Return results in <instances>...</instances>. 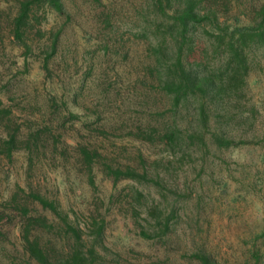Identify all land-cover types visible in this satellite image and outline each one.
<instances>
[{
	"label": "rangeland",
	"instance_id": "obj_1",
	"mask_svg": "<svg viewBox=\"0 0 264 264\" xmlns=\"http://www.w3.org/2000/svg\"><path fill=\"white\" fill-rule=\"evenodd\" d=\"M263 2L218 0L216 8L221 12L220 21L251 26ZM132 3L134 0H65L68 16L59 22L48 13L42 31L64 24L63 41L72 45L69 55L74 60L65 58L67 66L61 60L59 64L54 61L53 81L44 83L38 57H27V68H23V54L11 43L8 33L14 8L0 1V100L4 104L14 102L18 116L23 117L31 111L25 112V100L37 96L38 110L52 119L46 112L45 96L51 94L68 102L85 76L78 103L87 108L68 104L77 118L65 122L68 110L56 117L64 124L65 133L56 138V150L48 139L43 141L45 147L40 145L30 155L23 150L15 153L9 178L3 177L0 165V192L7 196L17 185L58 204L82 228L83 251L94 249L93 264H202V258L210 264H264V48L254 46L248 51L245 83L226 90L220 101L224 110L210 117L212 123L232 121L225 129L234 144L218 149L205 135L207 148L202 151L192 148L172 156L158 154L159 149L152 150L128 135L136 134L138 127L144 129L148 115L156 111L147 105L152 104L150 92L140 85L149 63L144 43L124 35L115 39L121 45L119 55L114 49L106 52L105 59L102 51L95 52L97 42L103 41L97 16L112 9L114 20L129 22ZM212 40L205 36L200 44L207 48L208 64L213 68L226 57L219 55L222 48ZM93 56L96 71L91 75L88 64ZM103 69L105 78L100 81H105L106 88L98 94L90 85L96 83ZM136 79L138 86L133 85ZM61 111H65L63 107ZM95 114L100 120H95ZM86 126L94 130L90 142L102 151L121 158L131 154L134 160L140 151L148 169L155 160L161 161L156 170L161 186L130 180L113 183L97 167L93 170L94 184L90 185L74 148L77 142L86 141ZM2 131L0 126V136ZM156 171L151 168L148 174ZM33 209L55 222L39 206ZM15 226L0 223V228L13 236ZM1 247L0 264H20L15 248L8 244Z\"/></svg>",
	"mask_w": 264,
	"mask_h": 264
},
{
	"label": "trees",
	"instance_id": "obj_2",
	"mask_svg": "<svg viewBox=\"0 0 264 264\" xmlns=\"http://www.w3.org/2000/svg\"><path fill=\"white\" fill-rule=\"evenodd\" d=\"M0 1L14 8L8 33L11 43L23 54V68H27V57H38L44 83L52 82L54 61L59 64L61 60L67 66L65 58H72L71 62L74 60V56L69 55L73 52L72 45L63 41L64 24H58V28L48 31H42L41 26L47 21L48 13L57 17L59 22L68 16L65 0ZM217 3L218 0H134L129 22L114 20L112 9L101 12L96 18L100 32H103V41L97 42L95 52L102 51L105 59L106 52H114V49L119 55L121 45L117 40L124 35L129 40L143 42L146 47L149 63L140 85L144 91L150 92L152 104L147 105L156 111L155 115H148L144 129L138 127L136 134L130 132L128 135L152 150L159 149L158 154L167 152L172 156L192 148L202 151L207 148L205 135H209V140L218 149H227L234 144V139L225 129L232 121L225 119L212 123L210 117L218 116L224 110L220 101L226 90L230 87L237 89L245 83V57L248 51L254 46L264 48V2L256 9L251 26H230L225 20L220 21L221 12L216 8ZM205 36L213 39L212 43L222 48L219 55L226 57L225 62L217 67H210L207 48L200 44V39ZM95 58L93 56L88 64L91 75L96 71L92 63ZM105 73L104 69L98 72L96 83L90 85V90L104 93L105 81L100 80L105 78ZM85 79L83 76L80 86L69 96L68 102L51 94L45 96L46 112L52 119H47L38 110L37 96L25 100V112L31 111L23 117L18 116V107L14 102L4 104L0 100V126L3 128L0 165L3 177L9 178L15 153L23 150L30 155L31 150L38 151L40 145L45 147L43 141L48 139L57 149V140L65 133L62 130L64 124L59 123L56 117L68 110V104L87 110L78 103L84 91ZM138 81L134 80L133 85L138 86ZM62 107L65 111H61ZM161 108H164L162 112ZM96 115L95 120H100ZM75 117L69 111L64 119L65 122L69 119L74 121ZM86 129V141L77 142L74 148L78 162L87 171L90 185L94 184L93 170L97 167L113 183L130 180L161 186L162 179L156 171L161 161L155 160L149 165L156 172L148 174L151 168H147L148 164L140 151L136 160L131 154V157L121 158L110 151H102V148L90 142L94 130H89L88 126ZM100 134L106 135L104 132ZM169 169L166 167L167 171ZM35 206L49 212L55 222H51L43 212L34 210ZM0 223L7 227L16 224V236L0 228V249H3L1 245H11L19 255L20 264H93L95 251L93 248L83 251V230L77 221H71L58 204L38 192L17 185L7 196L0 192ZM166 226L167 223L165 229ZM100 231L101 228H98V234ZM142 235L149 237L145 232ZM201 261L202 264H210L205 258Z\"/></svg>",
	"mask_w": 264,
	"mask_h": 264
}]
</instances>
